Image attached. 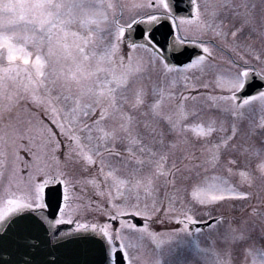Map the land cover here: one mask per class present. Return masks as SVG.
Returning a JSON list of instances; mask_svg holds the SVG:
<instances>
[{"label": "snow or ice", "instance_id": "obj_1", "mask_svg": "<svg viewBox=\"0 0 264 264\" xmlns=\"http://www.w3.org/2000/svg\"><path fill=\"white\" fill-rule=\"evenodd\" d=\"M176 249L264 264V0H0V264Z\"/></svg>", "mask_w": 264, "mask_h": 264}, {"label": "water", "instance_id": "obj_2", "mask_svg": "<svg viewBox=\"0 0 264 264\" xmlns=\"http://www.w3.org/2000/svg\"><path fill=\"white\" fill-rule=\"evenodd\" d=\"M164 26H165V24H164ZM160 27H157L156 29H155V31H154V36H155V39L157 40V41H159L160 42V44L165 48V50H166V52H167V54H168V56L172 59V60H175L176 62H186L187 61V59L189 58V56L191 55V53L190 54H188L187 53V51H189L188 49H185L184 51H182V52H180V53H173L172 51H171V49L170 50H168V47H167V45H168V36L167 37H162V36H157V33H158V29H159ZM181 56H183L182 57V59H184V60H180L181 58ZM178 58V59H177ZM1 257L2 256H0V261H2V259H1Z\"/></svg>", "mask_w": 264, "mask_h": 264}, {"label": "rangeland", "instance_id": "obj_3", "mask_svg": "<svg viewBox=\"0 0 264 264\" xmlns=\"http://www.w3.org/2000/svg\"><path fill=\"white\" fill-rule=\"evenodd\" d=\"M197 226L203 227V225H197ZM159 227H163V226H159ZM186 257H189L188 252H186L185 250H182V249H176V250H174V254L172 255V257L170 259L172 261L176 262V264H183V261Z\"/></svg>", "mask_w": 264, "mask_h": 264}]
</instances>
